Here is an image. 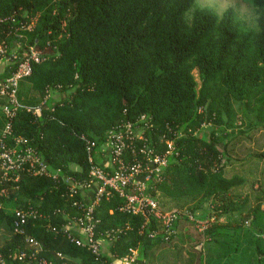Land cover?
I'll list each match as a JSON object with an SVG mask.
<instances>
[{
	"label": "trees",
	"instance_id": "16d2710c",
	"mask_svg": "<svg viewBox=\"0 0 264 264\" xmlns=\"http://www.w3.org/2000/svg\"><path fill=\"white\" fill-rule=\"evenodd\" d=\"M250 2L259 11L258 31L243 27L234 8L220 16L195 8L196 0H0V40L12 37L6 39L8 56L14 49L15 54L30 53L32 47L47 57L20 83L22 109L14 123L15 135L28 139L52 169L62 171L61 178L83 179L90 171L87 140L100 146L123 122L144 127L145 116L150 144L159 154L172 153L165 181L153 197L163 209L193 214L215 200L235 204L237 217L227 209L224 213L237 232L242 227L239 217L249 207L245 202L238 205L236 199L250 182L238 174L225 176L227 166L237 164L230 152L241 140L231 132L238 128L239 116L249 120L250 129L264 131V0ZM34 19L31 32L16 36L22 21ZM9 74L10 69L5 77ZM49 92L61 98L46 100ZM6 101L0 99L1 114ZM3 117L0 138L6 125ZM94 159L99 161L97 152ZM78 199L62 181L33 177L17 185L0 175V230L11 234L3 245L0 234V251L8 264H23L17 261L23 237L13 230L16 209L41 214L30 224V233L41 241L42 256L52 264H98L63 230L71 216L82 213L73 207ZM124 205L125 199L112 193L95 211L99 234L123 230L108 241L104 264H120L132 250L138 252L137 263L143 264L151 246L164 249L182 242L181 234L170 242L140 235L142 217L122 211ZM253 214L247 217L252 218L249 243L255 264H264V207ZM187 225L195 227L185 219L178 231ZM216 234L223 233L216 229L207 236ZM194 250L197 257L191 259L196 264L219 263L211 253L204 256L203 245Z\"/></svg>",
	"mask_w": 264,
	"mask_h": 264
},
{
	"label": "built area",
	"instance_id": "2783aa9c",
	"mask_svg": "<svg viewBox=\"0 0 264 264\" xmlns=\"http://www.w3.org/2000/svg\"><path fill=\"white\" fill-rule=\"evenodd\" d=\"M15 30L16 36L21 38L20 31L31 32L36 26V19L31 22L22 21ZM8 42L0 40V61L8 58ZM30 53L14 54L13 63L16 67L10 74L0 81V99L7 101L3 106L6 125L0 138V175L2 180L19 185L24 178L43 177L55 182L65 183L71 196H78L73 207L82 210L68 219L63 227L68 240L78 247L86 248L95 257L98 264H104L102 256L107 253V243L123 233L122 229L107 230L98 233L100 220L95 211L103 199H108L112 193L119 194L125 199L122 211L135 216H141L142 225L140 235L149 239L169 241L179 235L177 225L187 220L194 222L200 233L205 234L209 229L208 221H200L186 209H163L160 202L153 197L158 186L165 181V169L168 166V151L162 155L150 144L145 131L150 127L146 117L138 123L123 122L113 129L107 140L98 146L87 140L90 171L87 178L79 179L75 176L61 178L60 169H52L30 145L24 137L15 135L14 123L22 104L18 93L20 83L32 75L34 64L43 62L42 52L29 48ZM142 128V133H140ZM97 152L99 161L94 154ZM18 189V186H17ZM41 214L34 209H16L14 211V233L23 237V249L17 261L26 264V261L37 264H52L42 256L44 246L40 240L30 233V224L40 219ZM130 229V227L128 228ZM137 250L121 259L120 264H138ZM62 256L61 254H58ZM0 264H8L0 251Z\"/></svg>",
	"mask_w": 264,
	"mask_h": 264
},
{
	"label": "rangeland",
	"instance_id": "374dc122",
	"mask_svg": "<svg viewBox=\"0 0 264 264\" xmlns=\"http://www.w3.org/2000/svg\"><path fill=\"white\" fill-rule=\"evenodd\" d=\"M195 8H208L220 16L229 8H234L238 20L243 27L258 31L259 11L252 6L250 0H196ZM195 8L187 14L188 20H191ZM6 39L11 41L12 37L7 36ZM12 64L14 63H11V65ZM12 69L13 68H10V71ZM194 75L197 83L200 85L201 80L199 72L195 70ZM235 111L240 115L241 111L239 105H235ZM237 127L238 128L231 133L241 138L239 141L240 145L238 143L235 150L230 152V157L233 159L232 161H236L237 164L232 167L227 166L225 176L230 178L238 174L246 177L250 182L247 187L239 190L241 196L236 199L238 205L245 202L248 203L249 207L246 213L239 217L242 224L241 230L238 229L237 232L234 233V228L236 226L233 221H230L228 214L226 215V213H224V210L227 209L231 216L237 217V213H233L237 205L234 206L235 204H229L223 200L211 201L207 204L205 210L198 211L194 214L196 219L208 221L209 229L204 232L205 234H202L196 226L194 228L189 227L188 231L185 233L187 235H181L184 237L182 242L175 241L172 244L174 247H177L176 253L169 256L165 255V257L160 260L166 262L165 264H173L174 261L176 264H196V260L194 259L197 257V254L194 249L198 244L204 246V256L206 255L207 258L212 254L211 256L219 259L218 264H255L256 256L252 253V248L254 246L249 243L253 239L252 231H250L248 227V223L252 218L247 220V217L254 216V209L264 207V156L263 158H259V155L264 153V131L250 129L249 120L242 119L241 116L238 118ZM141 130L142 128H140V133H142ZM240 130L245 133L241 134L243 132ZM251 157L252 159L247 162L246 160ZM241 161H246L247 163L243 162V164H240ZM252 172L255 176L253 178L251 176ZM203 215H205V218L201 219L200 217ZM216 229H219L223 234H216L210 237L207 236V233ZM10 239L11 234H7V237H4L2 243L4 244ZM261 246L264 250V244ZM189 256L194 259L187 261Z\"/></svg>",
	"mask_w": 264,
	"mask_h": 264
},
{
	"label": "crops",
	"instance_id": "0c3cea01",
	"mask_svg": "<svg viewBox=\"0 0 264 264\" xmlns=\"http://www.w3.org/2000/svg\"><path fill=\"white\" fill-rule=\"evenodd\" d=\"M17 52L16 49H14V51H12L13 55ZM13 55L8 56V58L6 60L0 61V81L6 76V73L8 72V70L11 67V63H13ZM13 65V64H12ZM61 96L60 94H54L53 92H49L46 100L48 99H60ZM2 109V106L0 104V110ZM2 113V110H1ZM0 113V117L2 118L1 121L3 122L4 117L3 114ZM0 132H1V126H0ZM189 227H193L191 225H187L185 227V230H183V232H179V234L183 235L185 234ZM194 228V227H193ZM0 234H1V245L3 244L2 241H4V236L7 237V233L5 229H1L0 230ZM187 235V234H185ZM177 250V247L174 245H172L169 248H159L158 246L154 245L150 247V254H148L149 256H147L144 259V263L143 264H165L166 262H162L160 261L163 257H165V255H171V254H175ZM191 261V257L189 256V259L187 261ZM154 261V262H153ZM169 264V263H168ZM173 264H176V262L174 261Z\"/></svg>",
	"mask_w": 264,
	"mask_h": 264
}]
</instances>
